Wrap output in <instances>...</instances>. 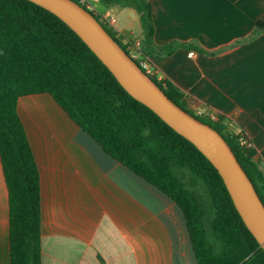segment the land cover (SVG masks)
<instances>
[{
    "label": "crops",
    "instance_id": "obj_1",
    "mask_svg": "<svg viewBox=\"0 0 264 264\" xmlns=\"http://www.w3.org/2000/svg\"><path fill=\"white\" fill-rule=\"evenodd\" d=\"M155 45L147 57L158 77L187 96L193 112L229 118L251 141L245 154L264 176V0H145ZM115 17L120 38L141 41L129 3L87 0ZM189 52H192L190 55ZM16 110L39 171L41 264H197L183 212L161 190L107 155L46 93L21 96ZM0 264H10L7 188L0 162Z\"/></svg>",
    "mask_w": 264,
    "mask_h": 264
},
{
    "label": "trees",
    "instance_id": "obj_2",
    "mask_svg": "<svg viewBox=\"0 0 264 264\" xmlns=\"http://www.w3.org/2000/svg\"><path fill=\"white\" fill-rule=\"evenodd\" d=\"M73 1L99 21L98 14L80 0ZM99 1L105 6L129 3L137 10L143 58L152 53L169 55L177 48L204 53L189 43L155 45L145 0ZM100 23L128 54L116 32ZM263 31L264 16L256 20L250 37ZM150 67L151 73L146 74L169 99L223 136L264 204L263 173L239 143L247 137L244 130L229 118L216 121L190 110L187 96ZM38 93L50 95L107 155L178 205L197 264H264V250L243 223L209 160L133 98L56 15L29 0H0V162L7 188L10 264H41L39 171L16 110L19 97Z\"/></svg>",
    "mask_w": 264,
    "mask_h": 264
},
{
    "label": "water",
    "instance_id": "obj_3",
    "mask_svg": "<svg viewBox=\"0 0 264 264\" xmlns=\"http://www.w3.org/2000/svg\"><path fill=\"white\" fill-rule=\"evenodd\" d=\"M63 21L136 100L190 141L221 177L243 223L264 250V204L223 136L169 99L110 36L95 16L73 0H29Z\"/></svg>",
    "mask_w": 264,
    "mask_h": 264
},
{
    "label": "built area",
    "instance_id": "obj_4",
    "mask_svg": "<svg viewBox=\"0 0 264 264\" xmlns=\"http://www.w3.org/2000/svg\"><path fill=\"white\" fill-rule=\"evenodd\" d=\"M82 4H84L89 10L93 11L87 0H80ZM99 21L107 25L108 27L112 28L115 22V17L112 14H102L98 15ZM123 44L126 46V49L128 51V55L134 60L138 62V65L144 69L145 73H151L150 65L147 61V58H143L140 55L139 52V44L133 40H131L128 37L122 38ZM191 55L192 52H189ZM198 113L207 116L208 113L205 108L198 109ZM210 119H213V117H210ZM239 143L243 146V148H249L251 146V141L247 137H242L239 140Z\"/></svg>",
    "mask_w": 264,
    "mask_h": 264
},
{
    "label": "rangeland",
    "instance_id": "obj_5",
    "mask_svg": "<svg viewBox=\"0 0 264 264\" xmlns=\"http://www.w3.org/2000/svg\"><path fill=\"white\" fill-rule=\"evenodd\" d=\"M150 68H151V67H150ZM150 70H152V69H150ZM196 113H198V111H197ZM184 180H185V182L188 183V185H189V180H188V178L185 177Z\"/></svg>",
    "mask_w": 264,
    "mask_h": 264
}]
</instances>
